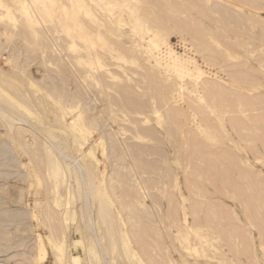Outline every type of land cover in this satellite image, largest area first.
<instances>
[{"label": "rangeland", "instance_id": "rangeland-1", "mask_svg": "<svg viewBox=\"0 0 264 264\" xmlns=\"http://www.w3.org/2000/svg\"><path fill=\"white\" fill-rule=\"evenodd\" d=\"M0 264H264V0H0Z\"/></svg>", "mask_w": 264, "mask_h": 264}, {"label": "bare ground", "instance_id": "bare-ground-1", "mask_svg": "<svg viewBox=\"0 0 264 264\" xmlns=\"http://www.w3.org/2000/svg\"><path fill=\"white\" fill-rule=\"evenodd\" d=\"M100 2H102V1H100ZM51 3H52V2H51ZM61 4H62V3H61ZM76 4H77V3H76ZM80 4H81V3H80ZM43 5H44V4H43ZM77 5H78V4H77ZM109 5H110V4H108L107 7H108ZM55 6H56V5H55ZM66 6H67V5H66ZM110 6H113V3H112V5H110ZM110 6H109V7H110ZM52 7L54 8V6H52ZM43 8H44V7H43ZM44 9H46V8H44ZM69 9H70V8H69ZM112 9H113V8H112ZM50 10H51V9H50ZM110 11H111V10H110ZM75 22H76V21H75ZM75 22H74V23H75ZM79 27H80V26H79ZM77 28H78V27H77ZM171 59H172V58H171ZM175 59H176V58H175ZM177 68H178V67H177ZM179 68H180V67H179ZM178 70H180V69H178ZM183 72H184V71H183ZM177 73H178V72H177ZM200 73H201V72H200ZM200 73H199V74H200ZM180 74H181V72H180ZM106 212H108L107 208L105 209V207H103L102 210H101V215H102V217H105V216L107 215Z\"/></svg>", "mask_w": 264, "mask_h": 264}]
</instances>
